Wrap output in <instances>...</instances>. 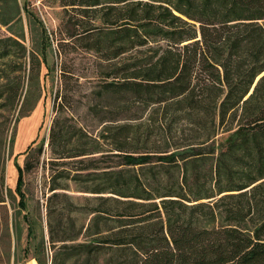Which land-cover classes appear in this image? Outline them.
<instances>
[{
  "label": "trees",
  "instance_id": "1",
  "mask_svg": "<svg viewBox=\"0 0 264 264\" xmlns=\"http://www.w3.org/2000/svg\"><path fill=\"white\" fill-rule=\"evenodd\" d=\"M53 1L74 43L93 31L111 42L96 50L113 62L100 89L124 98L126 122L104 128L111 165L84 191L90 207L57 183L69 174L51 175L46 201L76 211L58 231L47 207L46 241L23 192L30 165L17 167L10 216L1 183L2 264H20L24 229L37 264H264V0ZM98 153L81 144L57 158L92 163Z\"/></svg>",
  "mask_w": 264,
  "mask_h": 264
},
{
  "label": "rangeland",
  "instance_id": "2",
  "mask_svg": "<svg viewBox=\"0 0 264 264\" xmlns=\"http://www.w3.org/2000/svg\"><path fill=\"white\" fill-rule=\"evenodd\" d=\"M16 2L15 7L13 0H0V21L8 22L7 26L0 24V95H4L0 100V187L2 183L7 192L5 203L10 216L16 201L8 197V190L14 195L17 167L30 165L31 169L23 172V192L28 210L43 225L46 241L47 207L53 212L52 224L59 225L58 231L69 227L68 216L76 211L64 200L46 201L51 194V175L60 171H64L63 175L69 174L66 179H57V183L66 187L64 193L71 197L72 203L90 207L92 202L85 199L95 195L84 191L95 184L94 173L107 171L111 165L109 131L104 128L125 123L126 108L124 98L100 89L104 80L110 81L104 76L112 73L113 62L96 50L110 46L111 42L104 40L100 44V36L93 31L81 41L76 38L78 42L74 43L65 24L67 18L53 0ZM79 36L83 37V32ZM123 58L115 62L121 63ZM32 61L39 64L32 65ZM8 91L12 95L10 100L6 98ZM144 113L140 108L141 121ZM52 130L55 152L51 146ZM83 134L86 136L82 138ZM234 135L235 132L220 135L215 139L214 148L220 150ZM80 143L88 148L97 147L100 153L89 158L95 161L57 158L72 155ZM75 174L85 177L74 181L71 178ZM85 220V214L77 215L74 227L79 228ZM28 240L24 229L20 248L16 250L20 264H37L32 258L36 242ZM4 261L0 255V264Z\"/></svg>",
  "mask_w": 264,
  "mask_h": 264
}]
</instances>
